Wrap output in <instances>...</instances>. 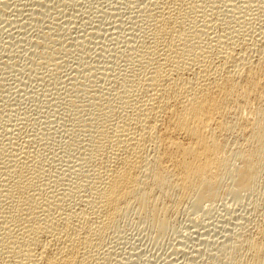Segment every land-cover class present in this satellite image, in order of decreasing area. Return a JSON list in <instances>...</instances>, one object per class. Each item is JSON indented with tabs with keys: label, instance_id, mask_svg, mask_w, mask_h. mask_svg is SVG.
Masks as SVG:
<instances>
[{
	"label": "bare ground",
	"instance_id": "1",
	"mask_svg": "<svg viewBox=\"0 0 264 264\" xmlns=\"http://www.w3.org/2000/svg\"><path fill=\"white\" fill-rule=\"evenodd\" d=\"M220 1L146 0L149 28L146 40L130 47L131 73L123 70L115 94L91 89L94 105L88 108L97 106L105 117L93 116L90 109V117H79L89 152L77 170L87 171L90 195L76 190L77 199L69 201L71 188L58 192L57 186L50 193L36 153L26 149L30 137L23 142L15 138L12 149L1 144L0 264H97L91 261L95 247L132 208L164 231L168 212L187 200L200 208L228 194L239 199L242 192L255 190L264 166V20L249 28L245 12L236 16L235 9L241 8L237 0L227 2L232 8H222L227 12L223 18ZM245 2L250 10L260 3ZM50 33L38 36L36 44L40 58L58 67L64 35ZM114 100L124 106L122 112L114 110L120 115L117 121L109 117L120 104ZM78 203L84 206L75 208ZM226 249L239 264H264V226L255 235H236Z\"/></svg>",
	"mask_w": 264,
	"mask_h": 264
},
{
	"label": "rangeland",
	"instance_id": "2",
	"mask_svg": "<svg viewBox=\"0 0 264 264\" xmlns=\"http://www.w3.org/2000/svg\"><path fill=\"white\" fill-rule=\"evenodd\" d=\"M37 1L40 2L39 0H0V147L13 144L16 146V140L23 142L30 137L31 142L26 143V149L30 148L31 152L36 153L37 157L33 156L40 163L41 175L44 178L41 176V180L48 182L47 184L45 181L48 191L51 190L50 193L53 190L56 191V186L58 192H69L71 188L68 195V200L71 201L77 199L76 193L79 190L82 194L90 195L85 187L89 179L86 175L87 171L84 170V174V171L77 170L89 152V146L84 144L88 143L89 136L87 131L83 130L84 122L79 117L88 118L91 114L95 117L99 115L97 116L99 118L105 117L102 112L95 110L97 106L94 109V106L88 108L94 105V103L90 105L94 94L91 89L100 88L98 91L102 90L101 93L108 92L111 95L121 89V74L133 67L131 63L133 56L129 58V55L133 53L130 47H139L146 40L147 28H149L146 17L147 5L144 4L146 0H49V2L42 0L45 3L43 7L37 5ZM228 1L221 0L218 4L222 5V7L219 6V10H222L219 11L221 16L227 13L223 9L232 8L230 4L235 3L234 0ZM241 1L244 2L240 3ZM225 2L230 4L227 3L226 6ZM238 2L237 7L241 6L238 9L242 12L235 9L236 16L239 17L245 12L242 16H244L243 19L248 20L247 26L256 29L258 22L264 20V0H259L258 4L253 2L256 3L253 10L245 8V0H237L236 3ZM34 9L35 14L31 15ZM41 14L44 16L42 17ZM42 32H51L55 38L64 35L60 43L64 41L65 45L69 41V45L66 46L62 43V47L66 48L60 47V54H57L60 56L58 61L61 62L59 68L53 64L52 60L49 61V65L48 61L46 63L40 58V49L36 40L43 34ZM240 32L243 33L244 30ZM57 46L59 47L60 44ZM65 51L70 53L66 54ZM126 54L128 58H125ZM128 73H131L130 70ZM75 99L77 102H74ZM114 102L116 105L120 101L114 100ZM77 103L80 107L74 109ZM81 105H85L86 111ZM119 105H122L121 102L117 108L110 109L115 115L109 117L116 121L120 117L117 113L122 112L124 108L123 105L121 107ZM89 109L91 114L87 111ZM116 109L119 112H115ZM78 110L79 114L75 115L74 113ZM81 110L84 111V115ZM69 113L76 118L72 119L74 116H69ZM80 124L81 126H78ZM78 127L79 129L82 127V130ZM9 149H12V146ZM263 167L259 176L261 178L258 179L253 192H242V197L240 195L239 199L228 194L216 200L218 203H213L215 205L206 202L204 205L209 206L202 205L201 209L193 201L187 200L177 206L178 208L168 212V227L166 226L164 231L154 227L148 218L140 215L136 208H132L126 213L127 215L119 219V224L117 222L114 224L117 226L113 225L106 231L103 237L105 240L99 241L102 245L97 244L100 248L96 246L94 250L99 252L94 251L96 255L92 252L96 257H92L91 261H97V264H239V261L232 259L225 248L236 235L239 236L244 231L248 235H255L257 229L264 226ZM63 178H65L64 181ZM77 186L79 189L76 188ZM165 201L170 203L169 199ZM83 206L82 203H78L75 208Z\"/></svg>",
	"mask_w": 264,
	"mask_h": 264
}]
</instances>
